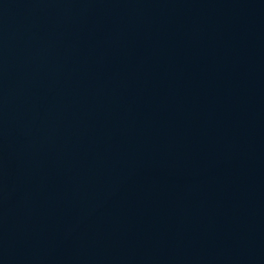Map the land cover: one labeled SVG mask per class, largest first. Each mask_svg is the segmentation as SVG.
<instances>
[{"label": "water", "instance_id": "water-1", "mask_svg": "<svg viewBox=\"0 0 264 264\" xmlns=\"http://www.w3.org/2000/svg\"><path fill=\"white\" fill-rule=\"evenodd\" d=\"M0 264H264V0H0Z\"/></svg>", "mask_w": 264, "mask_h": 264}]
</instances>
